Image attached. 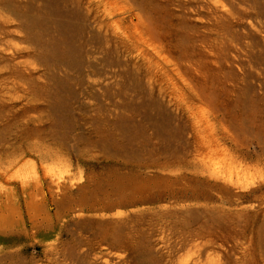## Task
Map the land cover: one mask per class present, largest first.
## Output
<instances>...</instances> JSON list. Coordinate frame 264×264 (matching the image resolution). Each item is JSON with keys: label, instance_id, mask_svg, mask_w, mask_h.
Wrapping results in <instances>:
<instances>
[{"label": "rangeland", "instance_id": "obj_1", "mask_svg": "<svg viewBox=\"0 0 264 264\" xmlns=\"http://www.w3.org/2000/svg\"><path fill=\"white\" fill-rule=\"evenodd\" d=\"M0 29V264H264V0H0Z\"/></svg>", "mask_w": 264, "mask_h": 264}, {"label": "bare ground", "instance_id": "obj_2", "mask_svg": "<svg viewBox=\"0 0 264 264\" xmlns=\"http://www.w3.org/2000/svg\"><path fill=\"white\" fill-rule=\"evenodd\" d=\"M4 30L0 29V33H3ZM35 57L41 61H45V57H43V55L41 54H37L35 55ZM48 57V56H47ZM14 58H3L0 57V72H4L6 70H9L11 74L16 75V76H20L21 75V71L19 69L16 68V64H13ZM47 70H49L47 68ZM37 131H34V133H36ZM30 137V136H29ZM23 141H26V139H23ZM29 145V144H28ZM24 145L21 144L20 146L16 147L13 146L11 149L8 150V153L6 155V157L9 156H13V155H27L31 152H33L34 150H38L39 146H37L36 144H32V145ZM5 156V154H4ZM1 158V155H0ZM255 159L259 164L264 165V149L259 152L256 153V155H252L251 159ZM262 187H264V183L261 184Z\"/></svg>", "mask_w": 264, "mask_h": 264}]
</instances>
